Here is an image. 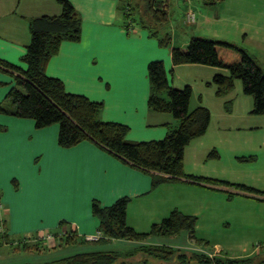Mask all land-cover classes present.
<instances>
[{
    "label": "crops",
    "instance_id": "obj_1",
    "mask_svg": "<svg viewBox=\"0 0 264 264\" xmlns=\"http://www.w3.org/2000/svg\"><path fill=\"white\" fill-rule=\"evenodd\" d=\"M68 1L81 16V39L74 43L62 41L58 53L47 64L46 73L50 77L61 79L69 92L81 93L95 101L102 100L104 106L101 118L127 124L129 140H159L165 136L167 125L177 124L172 115L156 113L147 108L149 87L146 66L151 59L159 58L167 70L172 68V86L180 89L185 85L191 87L189 108L202 105L210 111L207 132L195 137L185 147L186 163L188 155L208 149L207 142L214 133L237 128L242 112L250 113L252 110V98L242 96L243 92L239 94L238 90L234 95H229L236 86L235 81L234 88L228 94L215 95L216 87L210 84L212 77L216 73L226 75L228 71L197 63L173 66L169 51L153 48L144 32L133 30L127 34L125 29L118 26V0ZM61 10L57 0H0V58L25 69L26 65L20 61V56L25 53L31 37L27 18L59 15ZM198 17L199 24L196 19L191 26L197 27L201 32L208 31V22L213 19L205 13L197 14ZM243 35L246 39L249 36L246 33ZM138 39L142 40L139 46L133 43ZM136 46L140 48V54L134 52ZM152 49L159 54L163 53L162 56H156L155 53L156 57H152ZM0 82H7L0 86L1 102L13 81L9 75L0 72ZM195 83L198 84L197 87H194ZM226 104H229V111L225 109ZM213 109L216 111L215 115ZM0 125L7 128L6 131H0L3 132L0 133V218L8 222L7 231L15 239L12 245L1 244L0 264L48 263L79 253L74 252L76 249L72 246H85L86 249L80 251L83 252L101 250L99 246L109 243L131 245L128 251L136 250L143 243L165 245L163 242L167 237L163 239L158 236L141 242L110 239L103 244L71 245L63 243L62 237L76 231L79 237L94 242L101 236L97 228L98 219L91 214L92 199L104 206L120 197L129 196L131 199L126 212L127 224L141 232L148 231L152 223L161 221L171 210L177 208L174 192L179 187H202L174 182L162 183L152 188L147 174L125 165L92 142L82 141L75 146L60 147L57 143L59 126L55 123L38 130L32 119L0 114ZM35 157L38 163L33 160ZM184 168L186 173L192 172L187 167ZM12 177L17 179V190L9 183ZM185 233L184 241H176L173 249L197 253L201 249L209 252L191 243L190 240L195 238L190 237L188 232ZM99 234L97 239H89ZM18 238L30 245L37 244L39 249L24 252L17 250L15 246ZM56 251L61 254L60 257L52 255ZM142 253L145 258L146 255ZM254 253L237 257L258 256L260 249ZM33 254L45 256V261H41V258L36 263L26 262L24 255ZM147 258L149 262L153 260ZM256 258L259 262V257ZM262 260L259 264H264V259Z\"/></svg>",
    "mask_w": 264,
    "mask_h": 264
},
{
    "label": "trees",
    "instance_id": "obj_2",
    "mask_svg": "<svg viewBox=\"0 0 264 264\" xmlns=\"http://www.w3.org/2000/svg\"><path fill=\"white\" fill-rule=\"evenodd\" d=\"M118 26L131 33L134 27V17L131 14L132 2L140 10L142 22L155 28L169 22L171 0H118ZM185 1L184 24L191 26L196 22V14L191 9V1ZM62 8L59 15H39L29 17L28 28L31 34L26 51L20 56L25 63V69L19 65L0 58V72L11 77L13 85L6 92L0 102V114L32 119L38 130L57 124L59 131L57 143L62 148L77 145L82 141L94 143L108 154L118 158L125 165L139 169L150 177L151 187L155 188L162 183H188L207 189L221 190L222 187L235 188L236 194L253 199L264 200V191L249 185L229 182L224 179L206 177L186 173L183 167L184 150L195 137L205 134L210 122V111L202 105L189 108L192 98V89L189 85L176 88L171 85L172 68L167 70L161 59L147 62L146 75L148 78L149 93L147 108L156 113H167L177 121L176 125H167L164 137L159 140L132 141L127 138L129 126L116 121H105L101 118L104 106L102 100L95 101L81 93H72L65 89L64 82L57 77H50L46 73V66L55 54L58 53L62 41L78 42L81 39L82 19L79 12L68 0H57ZM205 5L213 6L223 3L224 0H202ZM193 12L194 19L188 21L187 13ZM134 23V24H133ZM145 25V26H146ZM155 31L148 36H155ZM169 33L159 40V45L167 46L170 42ZM170 62L173 66L180 64L197 63L224 69L227 74L216 73L210 82L215 85V95L225 96L234 88L237 79L242 83V92L252 98L253 115L264 114V69L256 59L249 55L241 46L217 38L191 35L187 44L171 46L169 49ZM7 82H0V86ZM227 106L229 110L230 107ZM7 128L0 125V131ZM207 157L218 158L215 149L208 152ZM247 159H254L247 156ZM15 189L17 181L12 179ZM232 193L229 194L231 197ZM130 197H120L109 205L102 206L96 199L91 202V214L98 219L97 228L101 236L94 242L79 237L76 231L62 237L63 243L85 244L106 243L110 239L145 241L153 236L171 238L180 231L195 236L197 217L185 214L179 209L171 210L159 222L152 223L148 231L138 232L127 224L126 212ZM60 223H63L61 221ZM8 222L0 218V247L6 243L12 245L15 241L8 233ZM264 246V245H263ZM15 248L20 251L38 250L37 244H27L17 239ZM146 255L138 264H152L147 257L169 264L175 257L179 264H259L257 256L245 258H229L213 255L212 258L203 252H182L169 245L143 243L134 251ZM121 252L94 249L63 257L48 263L36 264H113Z\"/></svg>",
    "mask_w": 264,
    "mask_h": 264
},
{
    "label": "rangeland",
    "instance_id": "obj_3",
    "mask_svg": "<svg viewBox=\"0 0 264 264\" xmlns=\"http://www.w3.org/2000/svg\"><path fill=\"white\" fill-rule=\"evenodd\" d=\"M190 1L189 6L198 19L197 24H199L197 14L205 13L213 19L208 22V31L201 32L197 30V27L183 23L186 4L184 0H171L169 22L155 26V28L153 26L150 28L146 22H142L140 10L135 2H132L134 6L131 14L135 18V24L133 23L135 30L144 32L148 36L151 30L155 31L156 29L155 36H148L151 40L150 43L153 48L159 47L165 52L171 46L187 44L191 35L228 40L237 46L244 47L264 69V13H262L264 12V0H224L223 3L213 6L205 5L202 0ZM167 33H169L170 42L167 46L159 45V40L163 39ZM244 33L249 35L247 39L243 35ZM140 41L142 40L138 39L133 43L139 46ZM138 46L134 52L140 54ZM144 47L143 44L142 48ZM151 51L152 57L163 54H159L153 49ZM235 83L236 86L229 95H234L238 90V93L242 94L240 81L236 79ZM193 85L194 87L198 86L196 83ZM242 96L251 98L250 95L242 94ZM212 98L214 99V97ZM193 101L194 99L192 104ZM226 105L229 107V104ZM226 105L225 109L229 111ZM215 112L213 109L214 115ZM238 122L237 128L214 133L207 142L209 147L206 146L208 148L206 151H196L190 156L187 154V163L184 161L183 166L190 169L192 171L190 173L195 175L224 179L264 190V115L242 112ZM213 148L219 154L218 158L207 157L208 152ZM247 156L255 158L247 159ZM36 159L37 157L33 160ZM12 179L16 181L17 179L15 177L10 179L9 183L13 186ZM235 191L236 189L231 187H222L221 190L179 187V190L174 192V200L177 205L175 206L185 214L189 213L197 217L195 229L197 239L190 240L191 243L210 253L214 252V255L229 258L246 256L248 253H254L260 249L259 255L256 254V256L259 259H264V202L238 196ZM230 193H232L231 197H229ZM185 236V232H180L173 238H166L163 243L173 247L176 241H184ZM130 246L123 243H109L98 248L122 253L113 264H138L144 255L142 252L138 255L135 253L130 256L125 255ZM72 247L76 249L74 252L86 249L85 246H82L83 248ZM52 255L61 256L58 251L53 252ZM24 257L26 262L31 263H36L41 258V261L45 259V256L39 254L24 255ZM150 262L153 264L162 263L155 259ZM168 262L176 264L175 258Z\"/></svg>",
    "mask_w": 264,
    "mask_h": 264
},
{
    "label": "built area",
    "instance_id": "obj_4",
    "mask_svg": "<svg viewBox=\"0 0 264 264\" xmlns=\"http://www.w3.org/2000/svg\"><path fill=\"white\" fill-rule=\"evenodd\" d=\"M186 15H187L188 21L193 20L194 17H195L194 14H193V12H191V11L189 13H187ZM99 236H100V234L99 235H94V236L90 237L89 239L94 240V239H97ZM200 251L203 252V253L206 252V251L201 250V249H200ZM205 254H207L209 256V258H212V256L214 255V252H212V253L206 252Z\"/></svg>",
    "mask_w": 264,
    "mask_h": 264
},
{
    "label": "snow or ice",
    "instance_id": "obj_5",
    "mask_svg": "<svg viewBox=\"0 0 264 264\" xmlns=\"http://www.w3.org/2000/svg\"><path fill=\"white\" fill-rule=\"evenodd\" d=\"M0 164H2V151H0Z\"/></svg>",
    "mask_w": 264,
    "mask_h": 264
}]
</instances>
